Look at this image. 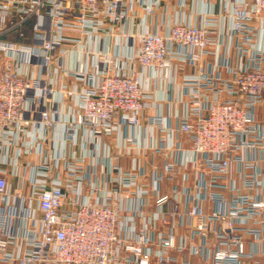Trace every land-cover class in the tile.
<instances>
[{"label":"built area","instance_id":"obj_1","mask_svg":"<svg viewBox=\"0 0 264 264\" xmlns=\"http://www.w3.org/2000/svg\"><path fill=\"white\" fill-rule=\"evenodd\" d=\"M188 1L0 0V153L14 150L0 154V264H245L246 237L264 256V0H226L225 31L188 20ZM185 64L197 72L182 75L177 125L143 123L152 86Z\"/></svg>","mask_w":264,"mask_h":264},{"label":"crops","instance_id":"obj_2","mask_svg":"<svg viewBox=\"0 0 264 264\" xmlns=\"http://www.w3.org/2000/svg\"><path fill=\"white\" fill-rule=\"evenodd\" d=\"M164 2H169V4H173L175 0H163ZM226 0H189L187 7L184 10L185 17L188 20H192L193 22H198L200 17L208 14V15H214L216 17H219L220 22H219V28L222 29L223 31L227 30V28L230 26V20H229V11L224 10V2ZM229 1H236V0H229ZM158 13H162V8L158 10ZM259 30V29H258ZM252 31L256 33L257 35L255 36V41L262 44L264 43V30H259V31ZM239 38V35L236 36L234 39V42H236ZM225 56V54H224ZM227 58L229 59V62L231 65H236L238 64V59L236 57V54L234 50L232 49L231 52L227 55ZM214 58L212 56H207L205 57L204 61L201 63V66L203 67L204 70H211L212 65L214 63ZM139 69V67L137 68ZM197 72V67L190 65V64H185L183 67V70L181 71L180 75L178 76V80L176 84L169 85L168 83L163 84V89L165 90L163 92V95L161 94V90L156 87L155 85L152 86V92H153V97L150 99L146 100V107L141 113V119L144 123V119L147 115L152 114V113H157L161 112L164 115H169L171 117V124L173 126L177 125V119L175 118V113L179 112L182 109V103L180 102L179 95L182 93V99L185 100L188 98L186 94V89H181L180 87V82L182 79L183 74H193ZM225 75L226 72L223 71ZM66 82H69L70 79L68 77L64 78ZM255 114L258 120L264 122V94L262 97L261 102L256 106L255 108ZM123 135H128L129 134V129L128 127H123L122 128ZM61 137V134L59 131H54L50 132L48 139H49V145L54 144L57 139ZM116 135H113L110 138H103V141H106L110 143L111 149L115 152V143H116ZM77 151L78 153L81 151L80 149V144H76L72 147ZM2 158H8L12 155H14V150L9 149L7 153L5 151H2L1 153ZM51 154H55V149L51 150ZM38 161V155H36L34 152L23 155L21 158V169L23 170L24 165L28 163L29 165L27 166L26 171L29 169L30 165H33L34 162ZM96 159L92 157H88L86 160V165L87 167H91L92 163L95 162ZM145 164L149 166L151 163H155L157 165H161L163 163V157L162 155L158 154H153V155H148L144 157ZM120 165L124 169H129L130 166V160L128 157H121L119 160ZM98 169L102 167L101 164H99ZM10 166H8V169ZM232 175L236 179L237 184H241V176L238 170V166L234 165L233 170H232ZM8 180L10 183L13 185L17 184L16 178L13 176H8ZM170 183L169 182H164L161 187V192H166L169 189ZM210 207L208 204L205 205V210H209ZM184 231L183 228L179 229V232ZM245 249L246 252L248 253H253L252 258H244L243 263L245 264H253L254 260H260L263 259L262 251H263V245L260 242L254 241L251 237H246L245 238ZM192 264H204V262L197 256H193L191 258Z\"/></svg>","mask_w":264,"mask_h":264}]
</instances>
